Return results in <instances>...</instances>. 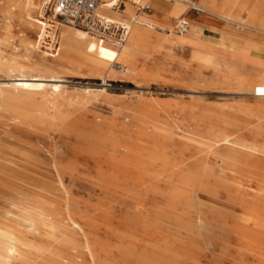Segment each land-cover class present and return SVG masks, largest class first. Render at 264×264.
I'll return each instance as SVG.
<instances>
[{
  "label": "rangeland",
  "instance_id": "obj_1",
  "mask_svg": "<svg viewBox=\"0 0 264 264\" xmlns=\"http://www.w3.org/2000/svg\"><path fill=\"white\" fill-rule=\"evenodd\" d=\"M38 1L0 0V264H264V0H192L183 16L224 47L191 52L181 42L193 27L166 44L140 26L124 63L46 4L40 51L82 42L102 60L56 68L54 96L12 86ZM206 154L232 160L255 190L205 177L189 194L182 175Z\"/></svg>",
  "mask_w": 264,
  "mask_h": 264
},
{
  "label": "bare ground",
  "instance_id": "obj_2",
  "mask_svg": "<svg viewBox=\"0 0 264 264\" xmlns=\"http://www.w3.org/2000/svg\"><path fill=\"white\" fill-rule=\"evenodd\" d=\"M150 1H151V6L149 5ZM150 1L149 3H144V0H123V1L107 0L106 4H102L97 9V14L101 18L105 19L108 22H111L112 24H115L117 26H124L126 28L127 30L126 39L121 47L116 46L115 43L110 38L104 39L98 36H94L93 34L87 32L83 28H82L83 30H81L76 26L65 24L59 18L58 19L60 20L59 22L60 24L78 33L82 39L88 41H95V42L100 41L110 45L112 48L114 47L116 49L115 51L117 52L118 58L124 63L125 60L128 58H126L124 51L123 52L120 51L125 48L127 41L130 37V34H132L131 35L132 37L130 39L132 43L139 41L137 39H133L137 27L143 26L151 31L160 32L161 34H164L165 36L164 42H166V44H170V42H172V39L170 38V35L172 34V30L176 29L174 27L177 26V22L187 12L188 6L192 5V0H166L171 3H165V2L163 3L160 0H153V1L150 0ZM38 2H39V6L37 11V16L34 17L28 15V17L26 18V23L28 24V28L32 27L37 31V38L34 40V44L32 46L31 44L27 45L25 50H23L24 48L20 47L21 49L20 53L16 54L18 56V59H16V61L19 67L20 78L16 80V82L12 84V86L14 87V89L18 91H25L29 93L40 92L41 94L48 93L54 96L56 95V93L59 92V86H56L57 83L63 82L62 76H60L61 73L58 72L56 68L75 65L83 69L84 67L94 63L95 61H102V60L96 58L98 52L94 46L82 42H80L79 45L76 47L66 46V45L63 47V49L61 45L60 46L57 45L55 49H52V47H50L48 51H53V53L40 51V46L44 38L46 37L48 28L50 26L49 25L50 15L47 16L44 15L45 7L46 4L48 3V0H46V2L45 0H40ZM120 2L124 3L121 7L120 5H118ZM28 4L30 5L31 3ZM147 4L153 10L151 13H147V11L143 9V7ZM112 9L113 12L117 11L120 15L126 16L127 17L126 21L129 22H126L122 19L121 21H118L111 18L107 14V12L111 11ZM52 13L57 17V15L53 11ZM159 13H162V19L160 20L157 19ZM224 19L227 20L228 22L232 21L225 17ZM157 21H161L169 25L167 32L166 29H163L160 26L154 24ZM131 22H133L134 28ZM190 29H191V25L186 33L184 34L180 33V35L182 36L187 35ZM175 44L178 45L177 43ZM206 44H213L216 46L218 45L220 47L225 46V43L222 40H216L210 35L203 34L199 30V27L195 26L192 28L191 36L187 39L182 40L181 47L186 48L191 52H195L198 51L201 46H205ZM2 45L3 42H0V56H3ZM230 48L231 50L237 49L235 46H230ZM64 52H69L73 57L70 58L69 60L64 61L63 60ZM35 53L36 54L41 53L40 62L33 61L32 56ZM118 64L121 63L114 62L112 64V68L114 69L113 71L115 70L122 71L121 73L124 75L132 74L129 70H124L123 64H121V68H119L120 66H118ZM31 72H37L38 74L37 76H35L34 79L29 80L27 79L28 77L27 74ZM45 82L56 83V84L48 85ZM254 93L256 97H261V98L264 97V86L261 85L257 86L254 90ZM210 158L211 155L206 154L202 159L197 161L196 164L187 173L182 175L184 187L186 189H189V194L191 192V187L193 186V184L205 177H216L219 180L228 181L230 188L240 196L242 195L245 196L248 193L247 192L248 188H252L253 190H255L252 186H248L244 189L242 183L244 181V177L248 176V174L245 171L236 170L234 168L232 160L229 159L226 161H220L219 164H216L215 162L211 161ZM141 159L142 158H135L133 160L134 166L138 165ZM157 221L158 223L166 224L165 221L162 219H157ZM13 242L15 243V241ZM10 263H12V261Z\"/></svg>",
  "mask_w": 264,
  "mask_h": 264
},
{
  "label": "built area",
  "instance_id": "obj_3",
  "mask_svg": "<svg viewBox=\"0 0 264 264\" xmlns=\"http://www.w3.org/2000/svg\"><path fill=\"white\" fill-rule=\"evenodd\" d=\"M106 2L107 0H48L47 4L63 23L83 28L100 38H110L116 46L121 47L126 39V28L112 24L97 14L99 6ZM123 4L120 2L118 5L121 7ZM193 8L200 10L196 6ZM143 9L150 10L151 7L147 4ZM189 27V20L182 16L177 22L176 29L178 33L184 34ZM118 66L121 68V64Z\"/></svg>",
  "mask_w": 264,
  "mask_h": 264
},
{
  "label": "crops",
  "instance_id": "obj_4",
  "mask_svg": "<svg viewBox=\"0 0 264 264\" xmlns=\"http://www.w3.org/2000/svg\"><path fill=\"white\" fill-rule=\"evenodd\" d=\"M153 1V0H152ZM145 3H149V0H147V2H145ZM149 5L151 6V1H150V3H149ZM145 11H147V13H151V11H152V8L150 9V10H145ZM107 14L111 17V18H113V19H115V20H120V19H117V17L115 16L116 14H118V13H116V12H113V9L111 10V11H109V12H107ZM187 18V17H186ZM157 19H162V13H159V15H158V17H157ZM188 19V18H187ZM122 20H124V21H126L124 18L122 19ZM189 20V19H188ZM126 22H128V21H126ZM131 24H132V26H133V28H134V25H133V22H131ZM191 27H193V26H191ZM174 28H176V27H174ZM71 30V29H70ZM133 30V29H132ZM175 30V29H174ZM166 32H167V29H166ZM167 34V33H166ZM189 34V33H188ZM180 36H182V35H180ZM183 36H185V35H183ZM100 42V41H99ZM103 43V42H102ZM104 44H106V43H104ZM126 48H127V46H125V48L124 49H122L120 52H125L126 51ZM119 52V53H120ZM117 54V52H115V55ZM115 61L114 62H118L116 59H114ZM120 63V62H119Z\"/></svg>",
  "mask_w": 264,
  "mask_h": 264
}]
</instances>
